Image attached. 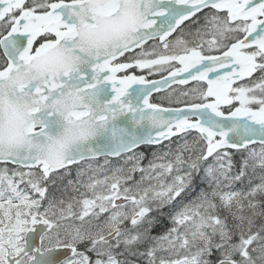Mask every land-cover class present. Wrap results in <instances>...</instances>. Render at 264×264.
I'll use <instances>...</instances> for the list:
<instances>
[{"label":"snow or ice","instance_id":"6c2138e0","mask_svg":"<svg viewBox=\"0 0 264 264\" xmlns=\"http://www.w3.org/2000/svg\"><path fill=\"white\" fill-rule=\"evenodd\" d=\"M0 264H264V0H0Z\"/></svg>","mask_w":264,"mask_h":264}]
</instances>
